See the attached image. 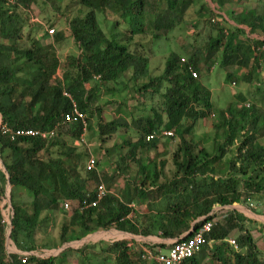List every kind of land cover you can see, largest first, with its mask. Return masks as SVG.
<instances>
[{
  "label": "trees",
  "instance_id": "1",
  "mask_svg": "<svg viewBox=\"0 0 264 264\" xmlns=\"http://www.w3.org/2000/svg\"><path fill=\"white\" fill-rule=\"evenodd\" d=\"M49 1L59 6L66 0ZM77 1L86 13L71 20L69 28L79 53L63 63L56 44L65 39L64 33L55 30V34L50 35L52 26L39 36L32 33L34 6L39 0H0L2 122L14 130L41 131L61 124L59 137L52 142L28 137L13 141L0 133V159L6 170H0V195L5 196L8 183L13 191L23 188L32 195L30 204H17L12 195L11 241L18 250L31 254L48 249L37 236L47 227L50 213L66 203L71 211L69 221L61 228L60 246L113 228L134 236L161 233L165 239L183 241L193 236L191 232L183 237L191 230L192 223L197 230L216 218L215 206L234 205L243 198L257 201L260 194H264V144L257 137L261 132L259 115L264 111L263 96L259 98L261 101L256 97L249 108L243 104L238 113L233 111L236 104L229 106L227 115L219 113V121L223 122L215 125L220 134L215 138L213 153L192 140L197 125L217 112L213 89L203 78L212 61L220 60L218 70L225 75L228 85H236V82L250 85L264 73V13L245 6L243 0H212L216 6L212 10L213 17L218 18L217 12L225 13L236 25L248 27L250 35L256 36L252 40L240 28L226 27L215 19L212 21L213 18L209 19V32L204 35L202 25L205 26L206 21L202 25L201 21L194 22L198 32L190 38L193 40L191 48L171 52L162 65L161 74L157 75V68L150 65L153 42L167 38L182 26L195 8L196 0ZM210 8V4H204L199 13ZM223 22L226 25V21ZM104 27L109 28V33ZM48 38L51 41L44 44ZM232 68H238L240 75L229 71ZM128 75L131 77L127 83L124 78ZM129 83L135 86L136 110L140 117L133 118V111L128 113L129 117L124 116L120 109L117 118L103 123L101 109L95 108V103L104 91L113 95L130 91ZM235 98L245 101L243 92ZM72 100L85 114V123L64 124V117L72 112ZM95 116L98 127L93 130L94 139L99 145L110 141L113 144L104 148L106 153H101L97 159L96 169L88 171L87 163L93 157L90 148L80 150L74 142L88 129L92 131ZM121 130L125 133L121 134ZM131 130L135 131V137H131ZM164 131L174 134L166 144L162 143L166 139L162 137ZM150 136L154 139L148 142ZM175 139H178L176 147ZM161 146L177 149L173 188L165 191L166 209L159 210V215L140 214L130 205L136 199L141 202L155 198L157 194L144 187L149 183L157 186L159 175L158 164L151 166L143 151L157 152ZM235 146L237 154L229 163V169L238 176H249L241 188L235 181L214 179L216 163ZM113 156H118V160L110 172L107 168ZM131 173H135L134 182L139 178L140 183L129 190L130 198L109 193L99 207L82 209L83 201L89 194L94 195L99 185H105L110 192L119 180ZM159 188L163 193L164 186ZM261 204L264 201L261 200ZM130 214H133L132 219ZM244 222L243 216L228 213L214 225L201 251H208L209 259L204 264H264V251L252 234L254 227L248 228ZM234 231L240 232L236 239L238 251L227 242ZM6 242L7 230L0 222V264H22V255L7 254ZM214 242L221 243L220 249L210 248ZM170 247L172 244L149 249L165 253L162 250ZM231 247L234 250L228 254ZM70 253L77 255L78 264L152 263L144 258V249L137 250L135 243L130 245L123 240L107 246L88 243L77 250L66 249L49 259L30 255L27 264H64ZM198 255L183 264H203Z\"/></svg>",
  "mask_w": 264,
  "mask_h": 264
},
{
  "label": "rangeland",
  "instance_id": "2",
  "mask_svg": "<svg viewBox=\"0 0 264 264\" xmlns=\"http://www.w3.org/2000/svg\"><path fill=\"white\" fill-rule=\"evenodd\" d=\"M245 6L250 7V9H257L259 12L264 13V0H243ZM210 4L211 8L210 11L200 12L201 7L204 4ZM242 3V6L244 5ZM236 5V3H235ZM58 7V9L56 8ZM215 4L212 0H196L195 8L192 9L189 12V15L187 17L186 22L182 24V26L178 27L172 34H170L167 38L162 39L159 42H153V53H152V63L150 64L153 69L157 68V75L161 74L162 71V65L165 61V59L170 55L171 52H181L182 50L191 48V45L193 43V40L190 38H193L195 33L198 32L196 28H194V22L201 21V25L203 22H205L202 25L203 30L202 34H206V32H209V25L208 21L211 22L209 19L213 18L218 22H221V24L225 25L224 19L223 21L217 20L218 18L213 17L212 10L215 8ZM209 9V7H208ZM86 13L85 9L79 4L77 0H66L65 2H62L59 6H53L52 1L49 0H39V3L34 6V12L32 16V21L35 24L34 28L32 29V33L34 35H41L42 33H45L47 29H50L52 26L57 32L61 31L65 35V39L61 41L60 43L56 44V52L60 59L63 61V63H66L68 58L73 55H78L79 50L78 46L70 32L69 23L71 20L78 16H83ZM223 18V17H222ZM200 23V22H199ZM104 24V23H103ZM105 28V27H104ZM105 30L109 33V28H105ZM51 41L50 38L47 40H44V44H47ZM149 42V40H148ZM212 63V64H211ZM209 65V68H207V73L205 77H203L205 80V84L209 85L211 89H213L214 92V99L216 101L215 106L217 109V112L214 113L215 116L210 117L208 120H205L203 122H200L197 127L194 130L193 133V142H196L200 148L206 147V149H211V153L214 151L215 147V138H217L218 131L215 128L216 124L221 125L223 121H219V117L221 112L227 115V110L229 109V106L231 105H237L234 108V112L237 111V113L244 107L243 104H253V100L258 96L264 97V73L260 74V80L256 79L251 83L250 85H243L236 82V85H228L226 83V78L224 79L223 76H225L223 73H220L218 68H220V60L219 61H212ZM216 66V67H215ZM159 67V68H158ZM215 67V68H214ZM214 69L213 73H210L209 70ZM219 71V72H218ZM237 75H240V73L236 72ZM63 73H61V76ZM153 76H157L155 74H152ZM131 75H128L124 78V81L128 83V80L130 79ZM129 90L123 93H118L116 95L110 94L109 92L104 91V93L100 96L98 101L95 103V108L98 106L101 109L102 118L101 120L103 123L109 122L119 116V110L121 109V114L124 116L129 117L130 111L134 112L133 118L140 117V113L136 110L137 109V103H135V99L137 97L136 92L134 91V83H129ZM113 87V86H112ZM259 87V88H258ZM87 88L90 89L91 85L88 84ZM243 92V100H236L235 96L239 95ZM256 98L258 101H261V99ZM129 101V103H128ZM264 101V100H263ZM232 110V109H231ZM262 114L260 120H259V126L261 127V132L257 134V137L261 143L264 144V111H262ZM145 115V114H144ZM236 115V114H235ZM89 116V115H88ZM146 116V115H145ZM238 118V115H236ZM129 121H132V119H129ZM92 131L89 129L84 133L85 141L86 143L80 146H76L80 150H86L89 149L91 155L98 159L101 155L102 149H107L112 147L113 141H110L108 144L101 143L99 145V141L94 139V132L93 130H96L98 127V118L95 116V118L92 119ZM222 131V130H221ZM131 137H135V131L131 130ZM125 133L124 130H121V134ZM116 139V138H115ZM70 141V140H69ZM77 142V141H75ZM74 142V145H75ZM178 139L173 141L174 147L177 146ZM78 144V142H77ZM169 148V149H176V148ZM102 148V149H101ZM235 149V150H234ZM237 146L233 147L231 152L225 156L223 160V164L228 163L232 161V158L236 152ZM177 151V149L174 152H170L168 155V159H170L174 156V153ZM198 151V150H197ZM57 152V150H55ZM219 154V153H216ZM56 155V154H55ZM143 155H146V151H143ZM151 158H155L156 155L153 153L149 154ZM236 157V156H235ZM234 157V158H235ZM117 157L113 156L112 159H116ZM167 159V160H168ZM171 164V162H170ZM229 167V163L227 165ZM170 169H172L171 166H169ZM224 169L223 167H221ZM226 170V169H224ZM9 185V184H8ZM130 187V186H129ZM128 187V188H129ZM127 188V190H128ZM9 189H11L10 195V203L12 205V195L14 196V200L17 204H30L32 201V195L30 192L26 191L23 188H16L13 191L12 186H9ZM13 207V206H12ZM70 210L66 211L64 209L63 204L60 206L59 209H56L53 214L50 215L49 223L45 224L47 227L42 229L41 232H39L37 236V240L41 243V245H48V249H41L43 251H46L44 254L45 259H49L52 257L57 256L61 252H63L66 248H71L74 250H77L81 248L82 246L86 244H90L95 242V244H102L104 246H107L111 244V241H108L109 239L106 237H99L102 232V230L89 235L88 237L83 238L82 240H75L71 241L70 243L60 246L58 244L59 242V235L61 233L62 226L69 221L68 213ZM46 217V215L44 216ZM223 220V219H222ZM249 228V227H248ZM254 232V236L258 240V242H262V251H264V236H259L257 233V230L255 228H252ZM237 234H240V232H237ZM237 238H233L234 241H236ZM124 240V239H123ZM122 240V241H123ZM126 241V240H125ZM70 246V247H69ZM10 247H13L12 244H10ZM65 247V248H64ZM236 249V248H234ZM233 247L229 248L227 252L228 254L232 253L234 250ZM238 250V249H236ZM165 253H168V251L165 250ZM206 254H203L198 256V258L204 259V256H207ZM42 254V255H43ZM64 262V261H63ZM79 258L76 254L70 253L67 256V259L65 260L64 264H78Z\"/></svg>",
  "mask_w": 264,
  "mask_h": 264
},
{
  "label": "crops",
  "instance_id": "3",
  "mask_svg": "<svg viewBox=\"0 0 264 264\" xmlns=\"http://www.w3.org/2000/svg\"><path fill=\"white\" fill-rule=\"evenodd\" d=\"M213 10H215V8H213ZM217 15H218L217 20L222 19L221 21H223V19H224L226 21V27H228L230 25V27L233 26L235 28H240L241 30L245 31L247 34V37L252 39V40L256 36V35H250V31H249L248 27L236 25L235 22L231 21L225 13L217 12ZM213 71H214V69H211L210 73H213ZM229 71H231V72L236 71L237 73L238 72L241 73L238 68H232ZM223 77L225 79V76H223ZM258 98H260V97H258ZM0 118H1V116H0ZM166 141L168 142V141H170V139L166 138V139L162 140V143L166 144ZM75 146H76V142H75ZM166 148L167 149H163V146H161L157 152L148 150V151H146V155H144V157L147 159V161L149 162V164L151 166H154L155 163L158 164L159 175L156 174L157 178H158L157 186H152V183H149V184H147L146 188L144 187L145 190H149L150 192H154V194H157L155 196V198H153V196H152V198L146 199V200L141 201V202H139L136 199L130 205V208L134 209V211H136L140 214L156 216V215H159V210H161V209L165 210L166 209L165 208L166 203L163 202L164 193H165V191L173 188L172 183H173L174 177L177 174V168H176V165L174 162V156L170 159V161L167 158L168 155L170 154V152H174L176 149H169L168 147H166ZM198 150H201V149H198ZM206 150L211 153V151H210L211 149H206ZM214 151H215V149H214ZM101 153L103 155H105V153H106L105 149H103ZM151 153L156 155L154 159L149 156V154H151ZM236 154H237V149H236V152H235L232 160H234V157L236 156ZM116 157L117 158L115 160L113 159L111 166L107 168V169H109L110 172H112L113 168L115 167L114 166L115 162L118 160V156H116ZM161 161H164V164H162ZM0 162H2L1 159H0ZM170 162H171V164H170ZM222 162H223V160L216 163L215 168H217V169H215L216 172L214 173V179L215 180H223V181L232 180V181L237 182L236 185H238L240 188L243 187L244 183L248 180L249 176H241V175L238 176V175L234 174L232 171H230L229 167H227L228 163H230L231 161L228 163H225V164H223ZM2 165H3V163H2ZM169 166H171L172 169H170ZM221 167H223L226 170L222 169ZM133 178H135V173H131L128 176H124L121 180L118 181V183L115 186L112 187V189L110 190L109 193L115 194L120 198H122L123 195L130 198V196L132 195L130 191L132 190V188H134V185L138 186L140 183L139 178H137V182H134ZM8 184L6 185L8 188L7 190H9V192H11V189H9L10 183H8ZM162 185L164 186V188H163L164 191H163V193H160L159 187H161ZM127 188H128V190H127ZM172 195H174V194H172ZM263 197H264V194H260L257 201H253V200L245 201L243 198L241 200V202L235 203L234 205H229V206H224V207L223 206H215L213 209V214L217 215V217L219 218L218 222L222 221V219L225 218L226 214H228V213L239 214L245 218L244 224L246 225V227H251V228L254 227L257 230V233L259 236H264V204H261V200L264 201L262 199ZM255 203H257V206L253 207L252 204H255ZM53 212L50 214L54 215ZM132 217H133V214H130L129 218L132 219ZM194 225H195V223H192L191 230L189 232L185 233L183 235V237H187L194 230V228H193ZM100 234L101 235L99 237H103V238L106 237V235H107V238L109 239L108 241H111L110 243H113L116 241H122L123 239L126 241H129L130 245L135 243V248L137 250H140V249L148 250L149 248H151L153 246H157V245H171L172 243L177 241V239H175V240L165 239L162 236H160L161 233H159L158 236L143 237V236H134V235L129 234V233H124V232L118 231L114 228L111 230H108V231L102 230V232ZM252 234L254 236V232H252ZM238 235L239 234H237V231H234L233 233L230 234L229 238L227 239V242L230 244V241H234L233 238H237ZM254 238L256 239L255 236H254ZM10 244H12L13 247H10ZM93 244H95V242H93ZM262 244L263 243L261 241L258 242V246H259L260 250H263V249H261ZM219 246H221V243L214 242V243H211L210 248L220 249ZM6 248H7V254L9 256H11V255H23L24 254L23 252L18 250L17 246L11 240H8V237H7V242H6ZM66 249H69V248H66ZM66 249H64L63 251H65ZM159 249H161V248H159ZM168 249H164V250L161 249V250L164 252L165 250L168 251ZM221 250L223 251V249H221ZM205 252H208V251H204V252L200 253L198 256L201 257V255L206 254ZM43 253H46V251L42 250L40 253H38V255L40 254L42 256L41 258L45 259ZM60 254H58L57 256H59ZM57 256H55V257H57ZM208 259H209V257H205V256H204L203 260H201V258H200V260L202 261L203 264L206 263L208 261Z\"/></svg>",
  "mask_w": 264,
  "mask_h": 264
},
{
  "label": "built area",
  "instance_id": "4",
  "mask_svg": "<svg viewBox=\"0 0 264 264\" xmlns=\"http://www.w3.org/2000/svg\"><path fill=\"white\" fill-rule=\"evenodd\" d=\"M50 35L55 34V29H52L49 31ZM194 77L196 78L197 75L194 74ZM66 97L71 98V95L68 93L64 94ZM72 112L67 114L64 117V124H70V123H76V122H86V116L85 114L78 108L75 101L72 100ZM251 105L246 104V107L249 108ZM61 124L58 123L52 128L51 130H35V129H11L7 125H4L2 122V118H0V133L5 136L9 137L11 140L15 141L19 138H35L40 139L45 142H52L56 140L59 137V131H60ZM174 134L172 132L164 131L162 133V137L169 138L173 137ZM154 139V136H150L147 138V141H151ZM78 142V144H77ZM76 142V146L84 145L86 143L84 134L82 137ZM97 167V159L95 157H91L87 163V170L92 171L96 169ZM0 170L5 171L4 166L2 165V162H0ZM6 187L5 196L0 195V222L1 224L6 228L7 230V237L12 232L13 226V219H14V210L12 206L10 205V195L9 190ZM109 192L105 185L101 184L97 187L95 194H89L87 198L82 203V209H92L99 207L102 202L107 198ZM253 207L256 206V204H252ZM64 209L66 211L70 210L69 203H66L64 205ZM219 221V218L216 215V218L212 221L206 222L201 228L197 230H193V236L187 240L183 241H175L172 243V247L168 250V253H161L156 250H145V256L144 258L152 261L151 264H183L186 260H189L190 258H193L194 256L201 253L203 246L208 243V235L213 230L214 225ZM230 244L237 248L236 241H230ZM157 254H155V253ZM30 255L37 256L38 258H41L42 256L38 253H24L21 259L22 264L28 263V257ZM11 262V261H10Z\"/></svg>",
  "mask_w": 264,
  "mask_h": 264
},
{
  "label": "water",
  "instance_id": "5",
  "mask_svg": "<svg viewBox=\"0 0 264 264\" xmlns=\"http://www.w3.org/2000/svg\"><path fill=\"white\" fill-rule=\"evenodd\" d=\"M8 240H11V233H10V235L8 236ZM65 248V247H64Z\"/></svg>",
  "mask_w": 264,
  "mask_h": 264
},
{
  "label": "clouds",
  "instance_id": "6",
  "mask_svg": "<svg viewBox=\"0 0 264 264\" xmlns=\"http://www.w3.org/2000/svg\"><path fill=\"white\" fill-rule=\"evenodd\" d=\"M255 204H256V206H257V203H255ZM256 206H255V207H256ZM231 246H233V245H231ZM235 248H236V247H235ZM236 249H238V248H236Z\"/></svg>",
  "mask_w": 264,
  "mask_h": 264
}]
</instances>
